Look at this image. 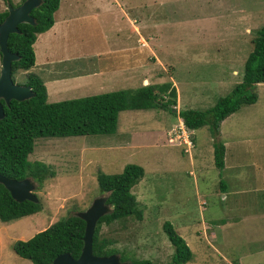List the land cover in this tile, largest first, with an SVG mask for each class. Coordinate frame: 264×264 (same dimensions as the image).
I'll return each instance as SVG.
<instances>
[{"label": "rangeland", "instance_id": "1", "mask_svg": "<svg viewBox=\"0 0 264 264\" xmlns=\"http://www.w3.org/2000/svg\"><path fill=\"white\" fill-rule=\"evenodd\" d=\"M5 9L0 0V12ZM62 16L74 19L66 38L78 40L83 54L104 55L117 30L122 39L132 20L142 33L139 49H149L135 88L143 76L149 84L170 82L176 112L205 110L241 81L244 60L264 23V0H60L52 18L58 22ZM48 39L40 36L33 52L38 54ZM102 61L109 64L110 57ZM81 66L86 67L85 61ZM27 74L30 69L16 71L13 83L24 85ZM118 89L113 85L97 93ZM254 92L253 104L240 107L219 126L221 171L213 164L214 139L207 127L193 131L188 153L167 143V131L180 119L166 109L121 111L110 136L36 139L27 159L49 165L54 176L33 191L41 206L37 213L0 222V264H32L14 254L13 242L85 211L100 195L97 174H118L127 164L143 169L130 189L140 218L102 224L99 230L124 261L171 264L172 247L161 228L168 221L192 253L186 264H264V83Z\"/></svg>", "mask_w": 264, "mask_h": 264}, {"label": "trees", "instance_id": "2", "mask_svg": "<svg viewBox=\"0 0 264 264\" xmlns=\"http://www.w3.org/2000/svg\"><path fill=\"white\" fill-rule=\"evenodd\" d=\"M12 5L11 0H2ZM24 0H20V3ZM60 0H41V4L30 11L35 25L19 24L18 33L9 34L7 49L18 56L11 63V79L16 71H27L33 65L35 56L32 45L38 34L46 32L53 24V13ZM19 5V4H18ZM17 6V5H16ZM5 9L0 12V22L7 16ZM264 83V23L256 30L252 48L243 64L241 81L226 95L218 98L205 110L185 109L173 111L176 106V90L170 82L142 85L133 90H117L82 98L54 103L46 101L43 82L33 74L25 77V86L34 93L23 101H3V117L0 119V174L10 179L21 180L31 177L41 188L46 178L54 172L49 165L39 161H29L34 141L40 138H64L75 136H110L116 130L117 114L124 110L166 109L178 115L183 126L191 131L207 127L213 140L212 155L214 167L221 171L224 166V146L216 140L221 122L240 107L253 104L256 99L255 86ZM143 177V169L135 164H127L118 174H97L96 182L100 195H105L108 214L102 215L95 224L92 235V252L95 256L115 252L111 242L99 236L102 224L108 225L133 216L140 218L134 196L130 189ZM220 191L224 185L219 181ZM99 195V196H100ZM40 203L15 202L0 185V222L9 223L30 216L40 210ZM171 247V264H186L192 253L184 239L179 236L168 221L161 226ZM84 222L73 215L60 218L47 228L34 234L28 240H17L12 251L21 259L32 264H52L60 254L76 259L82 247ZM123 260L122 257H120ZM130 264H151L148 260L128 259Z\"/></svg>", "mask_w": 264, "mask_h": 264}, {"label": "crops", "instance_id": "3", "mask_svg": "<svg viewBox=\"0 0 264 264\" xmlns=\"http://www.w3.org/2000/svg\"><path fill=\"white\" fill-rule=\"evenodd\" d=\"M66 18L62 16L58 22L53 20L52 26L46 32L38 34L34 42L35 44L40 36L49 38L38 54L35 51L34 65L30 68L31 74L37 76L43 82L46 100L49 97L51 99L70 100L86 97L91 93H96V95L107 93L97 92L106 91V89L111 90L113 85L119 86L118 90H126L122 89L123 87L135 88L139 77V69L144 68L148 63L145 59L149 50L147 48L139 49L138 40L142 39L140 37L142 33L137 31L139 26L136 27L131 20L130 29L122 39L119 36L120 31L116 29L115 39L112 42L109 41L108 44L106 42L108 48H106L107 51L104 52V55L103 52L93 53L90 51L83 54L78 40H68L66 38L67 26L74 20ZM138 50L141 52V59L138 57ZM103 56L110 57L109 64L100 63ZM95 57H97V61L93 60ZM83 61H85L86 67L81 66L82 68H80L79 66ZM92 62H95L96 65H90ZM144 79L145 76L141 77L140 86L144 85V83L141 84L142 81L145 82L146 79ZM121 81H124V83L121 84ZM96 86L98 89H95ZM230 116L225 118L220 125Z\"/></svg>", "mask_w": 264, "mask_h": 264}, {"label": "water", "instance_id": "4", "mask_svg": "<svg viewBox=\"0 0 264 264\" xmlns=\"http://www.w3.org/2000/svg\"><path fill=\"white\" fill-rule=\"evenodd\" d=\"M41 0H24L18 7L12 8L7 5V16L0 22V101L7 104L10 100L23 101L30 99L34 93L28 86L14 84L11 79V63L18 60V56L7 49V37L9 34L18 33L17 25H35L30 11L37 8ZM3 117V109L0 102V119ZM0 185L9 193L11 199L17 203L29 201L37 203L33 191L38 185L31 177L21 180H14L0 174ZM105 195H100L94 199L85 211L76 212L73 216L84 222V232L82 236V247L76 259H72L67 254L56 256L52 264H130L128 261H121L117 254L106 256H95L92 252V235L96 221L110 212V207L104 204Z\"/></svg>", "mask_w": 264, "mask_h": 264}, {"label": "built area", "instance_id": "5", "mask_svg": "<svg viewBox=\"0 0 264 264\" xmlns=\"http://www.w3.org/2000/svg\"><path fill=\"white\" fill-rule=\"evenodd\" d=\"M193 131L186 129L180 122L179 125L172 126L166 133L167 143L183 147V152L188 153L193 147Z\"/></svg>", "mask_w": 264, "mask_h": 264}, {"label": "clouds", "instance_id": "6", "mask_svg": "<svg viewBox=\"0 0 264 264\" xmlns=\"http://www.w3.org/2000/svg\"><path fill=\"white\" fill-rule=\"evenodd\" d=\"M21 3H22V2H21ZM21 3H20V4H21ZM20 4H19V5H20ZM19 5L15 6V7H12V8H16V7H18ZM6 10H7V5H6ZM17 26H18V25H17ZM16 28H17V27H16ZM35 40H36V39H35ZM0 58H1V56H0ZM173 111H176V110H173ZM180 122H181V121H180ZM181 123H182V122H181ZM193 146H194V144H193ZM192 148H193V147H192ZM192 148H191V149H192ZM184 153H186V152H184ZM22 218H23V217H22ZM117 253H119V252H117ZM117 253H113V254H117ZM109 255H110V254H109ZM117 255H119V254H117ZM104 256H106V255H104ZM120 260H121V259H120ZM121 261H124V260H121ZM128 262H129V261H128Z\"/></svg>", "mask_w": 264, "mask_h": 264}, {"label": "bare ground", "instance_id": "7", "mask_svg": "<svg viewBox=\"0 0 264 264\" xmlns=\"http://www.w3.org/2000/svg\"><path fill=\"white\" fill-rule=\"evenodd\" d=\"M145 85L147 84V82L144 83Z\"/></svg>", "mask_w": 264, "mask_h": 264}]
</instances>
